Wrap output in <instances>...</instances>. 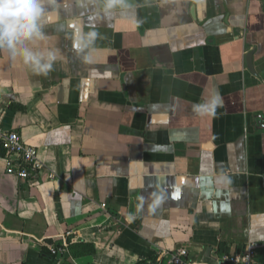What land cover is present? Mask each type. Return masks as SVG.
Listing matches in <instances>:
<instances>
[{
    "label": "crops",
    "instance_id": "obj_1",
    "mask_svg": "<svg viewBox=\"0 0 264 264\" xmlns=\"http://www.w3.org/2000/svg\"><path fill=\"white\" fill-rule=\"evenodd\" d=\"M59 2L34 45L58 52L47 75L0 51V126L46 168L9 174L0 146V264H174L180 248L220 264L263 242L264 0H130L138 25ZM81 27L100 34L91 62ZM213 91L215 115L196 114Z\"/></svg>",
    "mask_w": 264,
    "mask_h": 264
},
{
    "label": "clouds",
    "instance_id": "obj_2",
    "mask_svg": "<svg viewBox=\"0 0 264 264\" xmlns=\"http://www.w3.org/2000/svg\"><path fill=\"white\" fill-rule=\"evenodd\" d=\"M95 14L110 19L119 14L133 24H139L134 5L130 0H91ZM59 0H0V51L6 53L12 61L19 59L23 65L34 73L47 75L58 58L57 50L40 49L34 45L46 38L48 16L58 12ZM100 34L91 28L84 31L81 27L71 33L75 41L76 51L86 62H91L90 52ZM222 104V98L213 91L206 99L194 104L193 111L198 115H215ZM219 185H231V177L221 173L216 181ZM163 201V197L153 193L151 208L155 210ZM144 207V198L136 203V213Z\"/></svg>",
    "mask_w": 264,
    "mask_h": 264
},
{
    "label": "built area",
    "instance_id": "obj_3",
    "mask_svg": "<svg viewBox=\"0 0 264 264\" xmlns=\"http://www.w3.org/2000/svg\"><path fill=\"white\" fill-rule=\"evenodd\" d=\"M0 146L7 155L19 156V161L16 163L8 160L7 173L15 174L21 178L37 179L42 172L46 171L44 164L38 159L36 149L26 146L17 132L6 131L0 126ZM46 176L51 179L54 174L48 172ZM260 248L264 249V241L260 243L248 242L240 252L221 255L220 264H253L254 255ZM51 251L54 252V249ZM186 255L187 250L180 248L173 252L170 263L183 264Z\"/></svg>",
    "mask_w": 264,
    "mask_h": 264
},
{
    "label": "water",
    "instance_id": "obj_4",
    "mask_svg": "<svg viewBox=\"0 0 264 264\" xmlns=\"http://www.w3.org/2000/svg\"><path fill=\"white\" fill-rule=\"evenodd\" d=\"M247 58H250V54L247 55Z\"/></svg>",
    "mask_w": 264,
    "mask_h": 264
}]
</instances>
